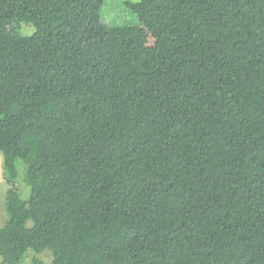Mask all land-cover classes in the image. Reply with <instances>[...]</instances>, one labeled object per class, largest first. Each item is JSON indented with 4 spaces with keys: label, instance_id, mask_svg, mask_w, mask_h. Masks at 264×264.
<instances>
[{
    "label": "trees",
    "instance_id": "obj_1",
    "mask_svg": "<svg viewBox=\"0 0 264 264\" xmlns=\"http://www.w3.org/2000/svg\"><path fill=\"white\" fill-rule=\"evenodd\" d=\"M103 3L0 0L1 264H264V0Z\"/></svg>",
    "mask_w": 264,
    "mask_h": 264
},
{
    "label": "rangeland",
    "instance_id": "obj_2",
    "mask_svg": "<svg viewBox=\"0 0 264 264\" xmlns=\"http://www.w3.org/2000/svg\"><path fill=\"white\" fill-rule=\"evenodd\" d=\"M138 0H104L101 7V20L108 25L113 26H128L132 29L134 33L135 40L143 45L150 46L153 44L154 39L152 38L150 32L145 28V26L140 22L137 15L129 9L128 3L137 2ZM33 2V0H29ZM34 27L23 23L21 28L11 26L8 28L9 34L12 38L18 39L22 36H28L32 34ZM18 169L17 176V189L23 199L29 197V186L24 181V165L21 160L16 163ZM8 188L7 182L4 178V168L2 163V154L0 152V226L3 224L6 218V212L4 208L5 192ZM39 258L43 262H49L53 259V255L49 250H43L41 252H36L33 249H28L24 255L23 259L19 264H33V260ZM4 260V256L0 251V264Z\"/></svg>",
    "mask_w": 264,
    "mask_h": 264
}]
</instances>
